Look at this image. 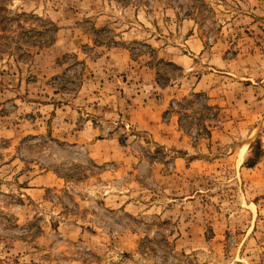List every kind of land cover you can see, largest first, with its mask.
Instances as JSON below:
<instances>
[{"label":"rangeland","instance_id":"obj_1","mask_svg":"<svg viewBox=\"0 0 264 264\" xmlns=\"http://www.w3.org/2000/svg\"><path fill=\"white\" fill-rule=\"evenodd\" d=\"M0 264H264V0H0Z\"/></svg>","mask_w":264,"mask_h":264},{"label":"crops","instance_id":"obj_2","mask_svg":"<svg viewBox=\"0 0 264 264\" xmlns=\"http://www.w3.org/2000/svg\"><path fill=\"white\" fill-rule=\"evenodd\" d=\"M161 112H162V111H160V113H158V114H155L154 120H156L158 117H160Z\"/></svg>","mask_w":264,"mask_h":264}]
</instances>
